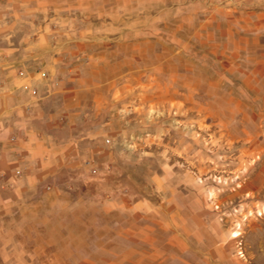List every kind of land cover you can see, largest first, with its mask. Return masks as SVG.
<instances>
[{
	"label": "rangeland",
	"instance_id": "rangeland-1",
	"mask_svg": "<svg viewBox=\"0 0 264 264\" xmlns=\"http://www.w3.org/2000/svg\"><path fill=\"white\" fill-rule=\"evenodd\" d=\"M3 2L0 264H264V0Z\"/></svg>",
	"mask_w": 264,
	"mask_h": 264
},
{
	"label": "crops",
	"instance_id": "crops-1",
	"mask_svg": "<svg viewBox=\"0 0 264 264\" xmlns=\"http://www.w3.org/2000/svg\"><path fill=\"white\" fill-rule=\"evenodd\" d=\"M7 6V3L6 2H3L0 4V13L3 12L4 8Z\"/></svg>",
	"mask_w": 264,
	"mask_h": 264
}]
</instances>
